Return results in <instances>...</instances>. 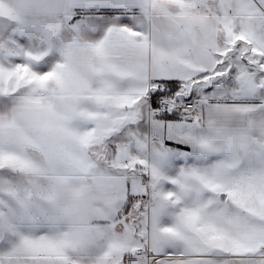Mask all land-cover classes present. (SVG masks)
Returning <instances> with one entry per match:
<instances>
[{"label":"snow or ice","instance_id":"snow-or-ice-1","mask_svg":"<svg viewBox=\"0 0 264 264\" xmlns=\"http://www.w3.org/2000/svg\"><path fill=\"white\" fill-rule=\"evenodd\" d=\"M0 264H264V0H0Z\"/></svg>","mask_w":264,"mask_h":264}]
</instances>
